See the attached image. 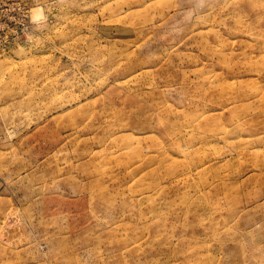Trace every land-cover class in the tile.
Segmentation results:
<instances>
[{
    "label": "rangeland",
    "instance_id": "rangeland-1",
    "mask_svg": "<svg viewBox=\"0 0 264 264\" xmlns=\"http://www.w3.org/2000/svg\"><path fill=\"white\" fill-rule=\"evenodd\" d=\"M0 264H264V0H0Z\"/></svg>",
    "mask_w": 264,
    "mask_h": 264
}]
</instances>
